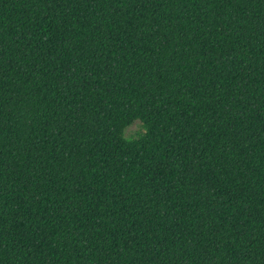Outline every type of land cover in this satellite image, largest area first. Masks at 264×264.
<instances>
[{
  "label": "trees",
  "instance_id": "1",
  "mask_svg": "<svg viewBox=\"0 0 264 264\" xmlns=\"http://www.w3.org/2000/svg\"><path fill=\"white\" fill-rule=\"evenodd\" d=\"M0 264H264V0H0Z\"/></svg>",
  "mask_w": 264,
  "mask_h": 264
},
{
  "label": "rangeland",
  "instance_id": "2",
  "mask_svg": "<svg viewBox=\"0 0 264 264\" xmlns=\"http://www.w3.org/2000/svg\"><path fill=\"white\" fill-rule=\"evenodd\" d=\"M137 128H138V122H135L134 124H132L130 127L127 128L126 135L134 133L137 130Z\"/></svg>",
  "mask_w": 264,
  "mask_h": 264
}]
</instances>
